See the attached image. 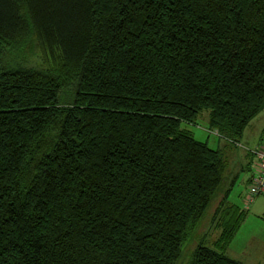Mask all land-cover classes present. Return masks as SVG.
Masks as SVG:
<instances>
[{"label": "trees", "instance_id": "trees-1", "mask_svg": "<svg viewBox=\"0 0 264 264\" xmlns=\"http://www.w3.org/2000/svg\"><path fill=\"white\" fill-rule=\"evenodd\" d=\"M204 111L244 148L264 0H0V264H179L200 237L190 264H246L223 148L182 127Z\"/></svg>", "mask_w": 264, "mask_h": 264}, {"label": "rangeland", "instance_id": "rangeland-1", "mask_svg": "<svg viewBox=\"0 0 264 264\" xmlns=\"http://www.w3.org/2000/svg\"><path fill=\"white\" fill-rule=\"evenodd\" d=\"M41 65L42 62L40 58L36 57V55L31 56L27 64V66H33L37 68ZM251 125L252 127L247 129L244 139L241 140V145L247 149L254 145L252 144L249 147L247 144H245L247 141H249V139L256 141L262 135L260 138L261 140L259 139V143H262V138H264V132H262L264 129V111L252 122ZM182 127L191 131L197 140L201 142H208L213 149H218V145L223 148L224 155L229 161L230 165L229 171L220 189L221 194H223L229 188H231L232 179L234 176H236L237 169H235L234 166L242 165L241 160L237 158V154L243 155L245 153V149L229 145V143L220 138L215 131H210L208 111H204L199 116L195 124L183 123ZM233 153L235 155H233ZM238 173H240V171ZM242 173L243 172H241V174ZM244 178V176H241L239 181L233 185L229 198L230 203L239 205L242 208L249 210L247 212L245 221L242 223V226L237 233V238L233 243L232 248L234 253L231 254V257H237L246 264H264V195L257 197L249 207L246 206L245 196L249 193V188L245 183ZM221 196L222 195L218 194L216 200L212 202L199 229L202 237L205 232L212 233L213 238H208L209 240H214L219 235V231L214 230L210 226H212L211 221L213 218V212L218 206L219 201L222 198ZM200 238L196 239L194 243H199L201 240ZM194 243H192L188 249H186L179 264H190L193 250L195 248Z\"/></svg>", "mask_w": 264, "mask_h": 264}, {"label": "built area", "instance_id": "built-area-1", "mask_svg": "<svg viewBox=\"0 0 264 264\" xmlns=\"http://www.w3.org/2000/svg\"><path fill=\"white\" fill-rule=\"evenodd\" d=\"M252 153L255 157L254 175L245 199L246 206H250L258 196L264 195V138L262 143L252 149Z\"/></svg>", "mask_w": 264, "mask_h": 264}, {"label": "crops", "instance_id": "crops-1", "mask_svg": "<svg viewBox=\"0 0 264 264\" xmlns=\"http://www.w3.org/2000/svg\"><path fill=\"white\" fill-rule=\"evenodd\" d=\"M252 124V123H251ZM249 127H252V125H250ZM248 127V128H249ZM262 132H264V129L262 130ZM246 133V132H245ZM262 136V135H261ZM261 136H260V138H261ZM244 137H245V134H244ZM244 137H243V139H244ZM248 137V136H247ZM259 138V139H260ZM259 139L258 140H256V141H252L251 139H249V141H247V143H245V144H247L249 147L252 145V144H254L255 146H256V144H258L259 143ZM261 140V139H260ZM254 145H252V146H254ZM251 146V147H252ZM218 147L220 148V145H218ZM233 155H235L234 153H233ZM237 158L238 159H240L241 160V162H242V165H240V166H234V168L235 169H237V173H236V176H234V178L232 179V181L234 180V179H236L237 180V182L239 181V179H240V177L241 176H244L245 178V183L248 185L249 184V179H250V170H251V162H252V156L250 155V154H248V152L247 151H245V153L242 155V154H237ZM245 158H246V160H245ZM240 171V173H238ZM241 172H243L242 174H241ZM236 177V178H235ZM236 238H237V235H236V237L234 238V240H233V242L231 243V245L229 246V248H228V250H227V255L229 256V257H231L232 255L231 254H233L234 253V251H233V243H234V241L236 240ZM231 258H234V259H237V260H239L237 257H231ZM241 261V260H240Z\"/></svg>", "mask_w": 264, "mask_h": 264}]
</instances>
